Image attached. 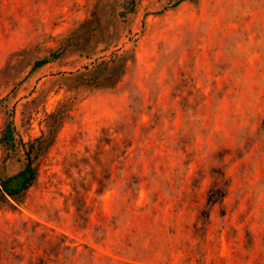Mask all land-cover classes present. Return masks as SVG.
Returning a JSON list of instances; mask_svg holds the SVG:
<instances>
[{
    "label": "rangeland",
    "instance_id": "rangeland-1",
    "mask_svg": "<svg viewBox=\"0 0 264 264\" xmlns=\"http://www.w3.org/2000/svg\"><path fill=\"white\" fill-rule=\"evenodd\" d=\"M32 143L0 264H264V0H0L4 178Z\"/></svg>",
    "mask_w": 264,
    "mask_h": 264
},
{
    "label": "trees",
    "instance_id": "trees-1",
    "mask_svg": "<svg viewBox=\"0 0 264 264\" xmlns=\"http://www.w3.org/2000/svg\"><path fill=\"white\" fill-rule=\"evenodd\" d=\"M52 57H56L54 56V54L52 55ZM49 59H43L39 62L36 63V66H40L45 64L46 62H48ZM108 67V66H107ZM21 143V140L20 142ZM24 143V142H23ZM25 144V143H24ZM26 146V144H25ZM34 149V144H30L29 148H28V153L26 154V165L25 167L19 171L16 175L11 176L9 178H4L1 174H0V196H12V197H16L18 195H20L23 191L27 190L28 188H30L35 179H36V170L33 166V161L34 159L32 158L31 154L32 151ZM17 180V184H13V181ZM219 200V198H218ZM217 199H214V197H209V201L211 202H216L218 201ZM143 223H146L147 221H141ZM132 223H134V218L132 220ZM138 224H134L131 229L130 232L132 233V236L129 234H125L123 236V238L126 237L125 242H127V240L130 237H137V238H143L144 235V231L142 230V228L138 231ZM210 225V221L206 222L203 226H199L198 222L194 223L193 227L194 229H204L205 232H207L208 227ZM129 228H127L128 230ZM123 242V241H122ZM128 246H131V242H129L127 244ZM194 254L192 251L188 254L189 259L188 261H190V264L194 261L197 260L198 264H206L207 260H206V254H204L202 256V258L200 259H195L194 258ZM48 258H44V257H38V262L37 264H71L72 261L76 260L77 256H82L83 253L80 252L79 250V246L78 245H74L73 246V242L72 241H68V237L65 235H55L53 234L52 236V240L50 241V250H49V254H48ZM174 261L173 259H170L167 263ZM92 262V261H90ZM72 264H76V263H72ZM94 264V263H92ZM104 264H148L147 262H133V261H125V260H115L109 256L106 257Z\"/></svg>",
    "mask_w": 264,
    "mask_h": 264
}]
</instances>
